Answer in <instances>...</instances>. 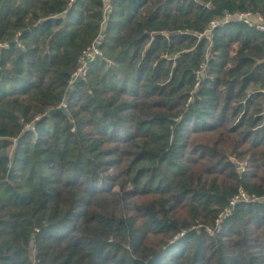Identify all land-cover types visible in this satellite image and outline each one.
I'll list each match as a JSON object with an SVG mask.
<instances>
[{"label":"trees","instance_id":"1","mask_svg":"<svg viewBox=\"0 0 264 264\" xmlns=\"http://www.w3.org/2000/svg\"><path fill=\"white\" fill-rule=\"evenodd\" d=\"M106 1L0 0V264H264V0Z\"/></svg>","mask_w":264,"mask_h":264},{"label":"built area","instance_id":"2","mask_svg":"<svg viewBox=\"0 0 264 264\" xmlns=\"http://www.w3.org/2000/svg\"><path fill=\"white\" fill-rule=\"evenodd\" d=\"M106 4H107V10H108L109 0L106 1ZM233 20L243 21L250 28H253L259 31L260 33L264 34V18L259 16L258 14H253L251 12H244V13L235 14V15H227L224 21L213 22L210 26V30H208V32L206 33L207 40L210 41V34L217 26H220L223 23H227ZM100 41L101 39L95 42L91 47H89L83 53L82 57L79 60L77 69L71 76V79L69 81V86H73V84L85 73L89 62L93 61L97 56L101 55L98 49V45L100 44ZM199 75H200V72L197 73L198 77ZM242 202H264V197L259 198V197H256L255 195L249 197L244 191H241L237 196H235L231 200L229 207L226 208L224 212L220 214L217 220L218 229H221L223 220L226 219L229 215H231L233 209L239 203H242Z\"/></svg>","mask_w":264,"mask_h":264},{"label":"water","instance_id":"3","mask_svg":"<svg viewBox=\"0 0 264 264\" xmlns=\"http://www.w3.org/2000/svg\"><path fill=\"white\" fill-rule=\"evenodd\" d=\"M56 112H64L66 113V107L64 105H62L61 107H59L58 109H54V110H50L47 115H45V117H50L52 116L54 113ZM233 163L235 164L236 168L238 170H242L243 169V165L238 163L236 160H233Z\"/></svg>","mask_w":264,"mask_h":264}]
</instances>
